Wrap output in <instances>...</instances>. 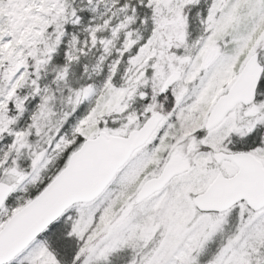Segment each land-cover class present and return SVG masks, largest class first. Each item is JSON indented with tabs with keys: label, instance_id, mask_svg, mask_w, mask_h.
<instances>
[{
	"label": "snow or ice",
	"instance_id": "6c2138e0",
	"mask_svg": "<svg viewBox=\"0 0 264 264\" xmlns=\"http://www.w3.org/2000/svg\"><path fill=\"white\" fill-rule=\"evenodd\" d=\"M0 264H264V0H0Z\"/></svg>",
	"mask_w": 264,
	"mask_h": 264
}]
</instances>
